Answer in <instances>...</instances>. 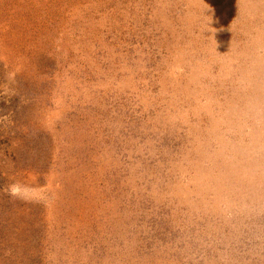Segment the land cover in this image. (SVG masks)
<instances>
[{
	"label": "rangeland",
	"instance_id": "obj_1",
	"mask_svg": "<svg viewBox=\"0 0 264 264\" xmlns=\"http://www.w3.org/2000/svg\"><path fill=\"white\" fill-rule=\"evenodd\" d=\"M0 264H264V0H0Z\"/></svg>",
	"mask_w": 264,
	"mask_h": 264
},
{
	"label": "clouds",
	"instance_id": "obj_2",
	"mask_svg": "<svg viewBox=\"0 0 264 264\" xmlns=\"http://www.w3.org/2000/svg\"><path fill=\"white\" fill-rule=\"evenodd\" d=\"M35 191V188L19 180H13L3 188L6 195L24 202H34L33 193Z\"/></svg>",
	"mask_w": 264,
	"mask_h": 264
}]
</instances>
